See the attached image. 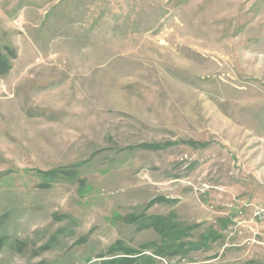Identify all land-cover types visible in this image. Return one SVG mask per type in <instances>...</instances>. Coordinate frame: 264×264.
<instances>
[{"label": "rangeland", "instance_id": "obj_1", "mask_svg": "<svg viewBox=\"0 0 264 264\" xmlns=\"http://www.w3.org/2000/svg\"><path fill=\"white\" fill-rule=\"evenodd\" d=\"M257 207L264 0H0V264H264Z\"/></svg>", "mask_w": 264, "mask_h": 264}, {"label": "trees", "instance_id": "obj_2", "mask_svg": "<svg viewBox=\"0 0 264 264\" xmlns=\"http://www.w3.org/2000/svg\"><path fill=\"white\" fill-rule=\"evenodd\" d=\"M160 226H163V228L165 227V225H164V223H163V219L162 218H158V222L156 223V224H154L153 226H155V228L157 229V230H160L159 232H162V230H163V228L162 229H159L160 227H159V225ZM1 241V240H0ZM0 247H1V242H0ZM129 257H123V258H121L120 260H116L115 259V261H114V263L115 264H128L127 262V259H128ZM111 263H113V261H108L107 262V264H111Z\"/></svg>", "mask_w": 264, "mask_h": 264}, {"label": "built area", "instance_id": "obj_3", "mask_svg": "<svg viewBox=\"0 0 264 264\" xmlns=\"http://www.w3.org/2000/svg\"><path fill=\"white\" fill-rule=\"evenodd\" d=\"M254 215H255L257 218H259V219L263 218V217H264V207H257V209H256V211H255V213H254Z\"/></svg>", "mask_w": 264, "mask_h": 264}]
</instances>
